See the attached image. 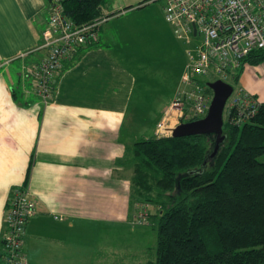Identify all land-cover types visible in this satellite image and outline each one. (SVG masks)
I'll return each mask as SVG.
<instances>
[{"label":"crops","instance_id":"1","mask_svg":"<svg viewBox=\"0 0 264 264\" xmlns=\"http://www.w3.org/2000/svg\"><path fill=\"white\" fill-rule=\"evenodd\" d=\"M103 6L108 22L124 13L107 14ZM48 17L46 0H0V239L9 201L22 187L34 204L24 235L28 264H86L87 234L135 225L144 213L146 205L132 198L127 149L155 136L177 91L188 86L184 68L162 117L146 132L138 130L149 124V90L134 78L128 59L119 58L125 52L104 38L102 24L76 62L62 66L44 104L28 75L46 55L40 46ZM239 86L264 98V71L246 66Z\"/></svg>","mask_w":264,"mask_h":264},{"label":"trees","instance_id":"2","mask_svg":"<svg viewBox=\"0 0 264 264\" xmlns=\"http://www.w3.org/2000/svg\"><path fill=\"white\" fill-rule=\"evenodd\" d=\"M46 1L50 6L52 0ZM105 1L66 0L63 9L79 26L99 19ZM92 44L67 51L53 76L49 101L62 66L76 62L78 51ZM242 62L231 77L235 87L244 65L264 63V50L251 52ZM29 82L40 99L33 80ZM206 93L211 95L208 87ZM223 135L213 158H209L212 136H152L127 149L126 160L133 165L132 198L146 204L150 221L157 222L155 264H264V162L259 160L264 155V102L244 122L232 123L231 116L225 115ZM9 208L10 201L7 213ZM22 255L26 258L24 248Z\"/></svg>","mask_w":264,"mask_h":264},{"label":"built area","instance_id":"3","mask_svg":"<svg viewBox=\"0 0 264 264\" xmlns=\"http://www.w3.org/2000/svg\"><path fill=\"white\" fill-rule=\"evenodd\" d=\"M65 1H51L48 27L43 32L40 46L46 50V55L28 75L44 104L50 100L53 76L60 69L67 51L94 41L98 26L104 21L99 19L89 24L74 25L64 13ZM158 1L163 2L164 19L176 39L192 44V47L186 49L187 63L183 76L188 89L177 91L156 125L155 136L170 135L172 129L182 122L202 119L212 99V95L206 93V83L216 80L233 87L224 115L231 116V122L236 124L253 117L259 103L240 86H233L231 77L244 64L242 60L246 56L253 51L264 50V0ZM33 206L27 189L17 188L6 216L3 264H27L22 250L25 226L33 214ZM145 220L146 217L142 218L140 223Z\"/></svg>","mask_w":264,"mask_h":264},{"label":"rangeland","instance_id":"4","mask_svg":"<svg viewBox=\"0 0 264 264\" xmlns=\"http://www.w3.org/2000/svg\"><path fill=\"white\" fill-rule=\"evenodd\" d=\"M162 9L163 2L158 0H106L103 11H107V14L119 11L124 13L109 22L104 18L108 20L110 16L101 15L99 18L101 20L97 19L104 20L98 28L103 24L101 32L104 38L108 36L111 44H114L112 49L125 52V57L119 54V58L128 59L129 70L134 78L137 81L142 80L141 84H145L149 90L145 102V106L148 107L149 124L144 123L138 128L144 132L145 128L149 129V125L152 126V123L154 125L155 121L162 117L164 103L171 98L173 88L176 87L187 63L186 49L192 47V44L176 39L173 30L164 19ZM19 63L20 61L12 63V68L17 69ZM252 68L264 71V63ZM249 94L259 104L264 102V98H259L257 94ZM223 116L225 118L224 113ZM184 123L188 122H182ZM259 160L264 162V155ZM145 205L141 204L143 207ZM143 212L138 215L135 225L128 222L101 233L96 231L87 234L86 264H155L157 222L150 221L147 205ZM145 217L148 225L145 222L140 224L141 219Z\"/></svg>","mask_w":264,"mask_h":264},{"label":"water","instance_id":"5","mask_svg":"<svg viewBox=\"0 0 264 264\" xmlns=\"http://www.w3.org/2000/svg\"><path fill=\"white\" fill-rule=\"evenodd\" d=\"M206 86L212 91V99L206 115L202 119L179 124L172 129L171 137L212 136L214 139V147L209 158H213L224 141L223 113L226 101L232 94L233 87L221 80L207 82Z\"/></svg>","mask_w":264,"mask_h":264}]
</instances>
